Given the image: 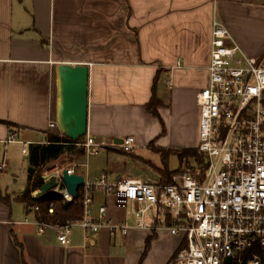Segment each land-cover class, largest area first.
Listing matches in <instances>:
<instances>
[{"label": "crops", "instance_id": "obj_1", "mask_svg": "<svg viewBox=\"0 0 264 264\" xmlns=\"http://www.w3.org/2000/svg\"><path fill=\"white\" fill-rule=\"evenodd\" d=\"M215 19L229 30V44L264 61V0H0V193L10 200L0 199V264H171L182 238L137 228L135 211L144 205L119 208L102 190L93 195L91 218L105 206L110 223L131 226L128 235L104 226L90 239L78 225L62 245L55 229L40 232L35 208L16 200L28 182L19 195L3 194L18 193L2 187L8 146L20 144L24 153L28 145L30 166L32 144L66 136L58 124L57 67L88 65L85 140L104 143L108 161L91 165L88 155L76 174L91 181L160 180L164 158L170 165L177 152L198 145V95L209 83ZM154 96L158 115L149 110ZM129 136L137 143L131 154L115 143Z\"/></svg>", "mask_w": 264, "mask_h": 264}, {"label": "built area", "instance_id": "obj_2", "mask_svg": "<svg viewBox=\"0 0 264 264\" xmlns=\"http://www.w3.org/2000/svg\"><path fill=\"white\" fill-rule=\"evenodd\" d=\"M230 38L227 27L215 19L209 83L198 95L199 159L169 184L85 178L84 217L64 225L36 221L40 232L55 229L62 245L70 243L72 229L78 225L90 239L104 226L112 234L120 230L128 235L131 226L110 223L105 206L100 207L97 220L91 218L93 195L102 190L115 196L119 208L130 202L144 205L135 211L137 228L168 229L182 238L171 264H264V61L245 55L240 46L228 43ZM79 145L87 155L104 147L89 136ZM116 147L134 153L136 139L129 136ZM77 166L55 170L58 186L50 194L68 202L75 199L62 184L64 170L76 174Z\"/></svg>", "mask_w": 264, "mask_h": 264}, {"label": "trees", "instance_id": "obj_3", "mask_svg": "<svg viewBox=\"0 0 264 264\" xmlns=\"http://www.w3.org/2000/svg\"><path fill=\"white\" fill-rule=\"evenodd\" d=\"M158 102L156 97L149 105V110L158 115L157 111ZM86 137L80 138L78 141L71 140L68 137H62L58 135H49L47 144H32L30 147V166L28 170V185L25 191L17 196L16 200L27 204V208L30 209L38 207L37 218L40 221H44L48 224L64 225L69 221L81 220L84 217L85 207L82 202L83 193L82 188L78 198L72 201H65L63 197L56 194H46L42 197L33 196V192L41 189L45 184L42 177V169L50 164L52 161L60 159L62 156H68L69 158H76L82 160L87 156V150L85 147L78 146L77 144L83 143ZM159 153L165 154L162 149H155ZM181 162L188 160H198L199 154L197 148L185 149L177 152ZM164 158V168L161 170L160 181L164 183H172L175 176L181 173L176 170H171L169 163ZM0 199L9 204V199H4L0 193ZM53 208V212L50 213V208ZM185 246V244H184Z\"/></svg>", "mask_w": 264, "mask_h": 264}, {"label": "water", "instance_id": "obj_4", "mask_svg": "<svg viewBox=\"0 0 264 264\" xmlns=\"http://www.w3.org/2000/svg\"><path fill=\"white\" fill-rule=\"evenodd\" d=\"M59 80L58 124L61 131L71 140L78 141L88 135L89 120V82L90 67L88 65L61 64L57 67ZM121 141H115L121 144ZM85 182L81 174L63 172V184L73 198H78L80 188ZM58 186L56 176H52L41 187L38 197L49 194ZM229 263L231 260L229 259Z\"/></svg>", "mask_w": 264, "mask_h": 264}, {"label": "rangeland", "instance_id": "obj_5", "mask_svg": "<svg viewBox=\"0 0 264 264\" xmlns=\"http://www.w3.org/2000/svg\"><path fill=\"white\" fill-rule=\"evenodd\" d=\"M4 146H0V154L3 152ZM100 153L98 155L92 154L89 155V158L86 159V162H90L91 165H97L100 164V162L103 163V165L107 163V154L105 150L99 149ZM152 153V152H151ZM150 152H148L146 149L141 150V154L144 156H147L148 154L151 155ZM122 154H120L121 156ZM88 156V155H87ZM120 156H113L115 159H119V161H122V157ZM156 157V156H155ZM112 159V158H111ZM7 161H9V169L7 170V173L4 174V178L2 180V187L3 190H6L9 188L10 192H18V193H6L3 192L4 196L6 198H12L13 195H19L21 193V190H23L28 182V157L26 154L23 153V146L20 144H11L8 146V154H7ZM85 160H78L76 158H69L68 156H62L60 159L52 161L50 164H48L46 167L42 169V176H45V178H51L54 176L55 170L57 168H68L71 166H74L75 164L80 165ZM113 162V160H110ZM115 161V160H114ZM120 164H123V162H117ZM193 160L183 161L181 162L178 157H172L170 160V169L176 170L182 172L187 166L192 165ZM78 167V166H77ZM163 169V167H162ZM16 174V177L14 176ZM38 192V191H36ZM14 206L17 209H22L19 202H13Z\"/></svg>", "mask_w": 264, "mask_h": 264}]
</instances>
